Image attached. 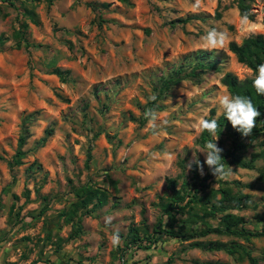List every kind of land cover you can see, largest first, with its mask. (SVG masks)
I'll return each mask as SVG.
<instances>
[{
    "label": "rangeland",
    "instance_id": "obj_1",
    "mask_svg": "<svg viewBox=\"0 0 264 264\" xmlns=\"http://www.w3.org/2000/svg\"><path fill=\"white\" fill-rule=\"evenodd\" d=\"M87 2L108 6L92 9ZM194 3L15 0L14 5L0 4V35L5 38L0 46V264H30L34 259L39 260L36 264H119L117 247L111 244L113 232L119 231L122 245L130 226L145 220L151 230L160 214L156 203L168 194L166 180L189 179L192 172L186 165L193 154L204 162L199 150L206 144L199 142L198 122L212 109L214 117L222 113L217 98L228 92L221 83L225 72L242 79L251 70L236 60L228 45L240 43L243 33L264 34V0L251 1L252 20L239 15L234 0H201L195 13ZM27 10H33L37 22ZM216 10L220 18L215 17ZM23 23L31 45L18 48L16 37ZM210 28L228 36L222 50H201L210 53L208 59L216 66L202 72L198 82L182 80L155 100L151 109L168 123L154 133L144 112L150 108L149 97H157V79L194 60L199 52L194 49ZM54 67L69 70V80L62 82L52 73ZM24 127L25 154L21 163L10 164ZM49 128L52 133L40 145ZM262 140L257 138L242 155L249 158ZM223 146L227 148L229 142ZM262 164L257 160L252 170L226 165L231 167L230 177L209 187L231 186L235 192L238 187L230 183L238 180L250 200L248 208L234 212L255 229L264 228V221L253 218L264 214V182L245 185L256 180ZM88 182L105 190L107 201L101 207L89 205L90 213L74 217L81 233L56 252L57 242L67 238L72 228L59 212L75 200L74 189ZM46 203L49 206L42 211ZM106 217H112L110 226ZM178 221L187 224L180 217ZM196 239L241 244L258 264H264V237L246 241L209 234ZM190 244L191 240L167 238L149 249L131 248L124 264H250L239 253Z\"/></svg>",
    "mask_w": 264,
    "mask_h": 264
},
{
    "label": "trees",
    "instance_id": "obj_2",
    "mask_svg": "<svg viewBox=\"0 0 264 264\" xmlns=\"http://www.w3.org/2000/svg\"><path fill=\"white\" fill-rule=\"evenodd\" d=\"M15 0H0L1 3L14 5ZM51 2L52 0H48ZM127 4L128 0H120ZM238 9L239 15L250 20L254 19V13L250 11L252 0H234ZM92 9L96 7L105 8L107 3L101 2H87ZM28 15L34 22H37L36 14L33 10H27ZM221 12L216 10L215 17L220 18ZM177 21L184 22L186 19H179ZM262 25L264 27V17L262 18ZM27 25L23 23L22 29H19V36L16 37V46L21 45L29 47L31 43L26 37ZM5 38L0 35V46L4 43ZM229 50L235 55L239 63L246 65L251 70L257 69L261 64H264V34L257 33L243 38L240 43L231 41L228 45ZM209 52L199 51L195 54V59L181 64L176 68L171 69L167 74H162L157 79L154 90L157 91L156 99L160 98L163 93H167L172 87L179 84L185 79H195L198 82V76L207 69H212L216 66V61H210L208 58ZM52 73L58 76L62 82L69 80V70H62L58 67L52 68ZM221 83L226 87L228 92L233 95H240L251 99L254 106H256L261 116L256 120V126L248 137H243L236 129H234L230 122L227 121L223 113L214 117V110H211L210 115L206 118L209 120L216 119L220 128L217 130L218 139L216 140L220 148L223 149L221 153L226 165H234L244 169H255L256 161L262 160L263 164L258 169V176L253 183L246 184V187H254L256 182H264V95H258L253 87L251 78H238L232 72H225L221 77ZM150 108L153 107L155 101H150ZM34 114L28 115L25 122L32 119ZM145 119H139V123L143 124ZM27 128L24 127L22 134L19 135L17 150L13 156L10 164L21 163V158L25 151L22 149L25 142V134ZM52 133V128L46 130V134L40 139L39 144L43 145L47 137ZM263 137V140L258 143L259 149L253 150L250 157L243 156L249 148L254 147V141ZM214 136L207 131L200 133L199 142L204 145L209 141L214 140ZM229 142V146L224 148V142ZM201 162V161H200ZM201 164H203L201 162ZM183 168V163H180ZM204 174L196 170V165L193 164L190 178H183L179 181L178 178H168L166 180V190L168 194L164 197H159L156 206L160 209L159 217L155 224L149 230L145 220L141 224L130 226L127 233L122 239V245L117 247L120 257L119 264L125 263V253L131 248L149 249L155 246L162 239L172 238L180 241L191 240V247L204 250H221L229 254L239 253V257L247 258L250 264H258V259L254 257L249 250H246L241 244H234L226 246L220 241L216 240H201L196 239L205 237L209 234L228 235L238 238H243L249 241L251 237H264V228L255 229L247 227L249 220L245 216L235 213L234 210H242L249 207L250 194L242 192L239 189L241 183L238 180L231 181V185L237 186L234 192L231 186H219L218 188H209L210 183L221 180L217 178L214 180V175L206 166L203 169ZM209 188V191H205ZM28 190L24 192L28 196ZM75 200L70 207L59 212V216H63L66 221L72 222L71 232L65 239H60L55 247V251L62 249L63 244L68 243L70 239L76 237L81 233V227L73 222L74 217L80 216L82 213L88 214L89 205L91 208L101 207L107 201L106 191L92 183H85L74 189ZM16 197V196H14ZM49 203L42 208V211L47 209ZM41 211V212H42ZM183 219L187 224H179L178 219ZM219 219L220 222L213 224L211 219ZM253 218L256 221H264V214H254ZM79 221L80 218H77ZM178 223V224H177ZM193 226H196L195 228ZM39 260L34 259L30 264H36Z\"/></svg>",
    "mask_w": 264,
    "mask_h": 264
},
{
    "label": "clouds",
    "instance_id": "obj_3",
    "mask_svg": "<svg viewBox=\"0 0 264 264\" xmlns=\"http://www.w3.org/2000/svg\"><path fill=\"white\" fill-rule=\"evenodd\" d=\"M201 9V0H195L192 6V11L199 12ZM248 34L243 33L242 38H246ZM228 42V36L223 31L216 28H210L205 35L201 37V44L196 51H213L222 50ZM244 78H251L253 87L258 95H264V64H261L255 70L247 72ZM149 100L155 101L156 96L153 94ZM217 104L223 115L230 122L231 126L236 129L243 137L251 135L256 126V120L261 116L260 110L253 105L251 99L240 95H233L230 92H224L217 98ZM145 118L148 120L150 129L156 133L160 128L167 125L166 118H162L154 109H146L144 112ZM220 128L216 119L201 118L197 125V132L203 133L207 131L215 138L209 141L203 149L199 150L204 153L205 160L203 164L193 154V159L186 165L189 170L192 169L193 164L196 165V170L200 175L204 174V165H207L215 178L228 179L231 175V167H225V161L221 155L223 149L218 147L215 141L218 139L217 130ZM106 225L112 224V217H106ZM112 246L118 247L121 244V237L119 231H114L111 237Z\"/></svg>",
    "mask_w": 264,
    "mask_h": 264
}]
</instances>
